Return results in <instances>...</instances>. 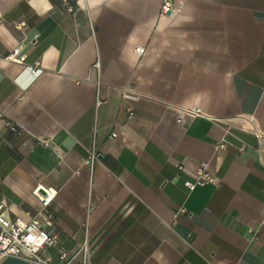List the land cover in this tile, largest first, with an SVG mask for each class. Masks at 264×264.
<instances>
[{
	"label": "crops",
	"instance_id": "obj_1",
	"mask_svg": "<svg viewBox=\"0 0 264 264\" xmlns=\"http://www.w3.org/2000/svg\"><path fill=\"white\" fill-rule=\"evenodd\" d=\"M68 1L0 0V112L19 128L0 121L7 216L29 221L42 184L52 255L88 218L91 264H264V0ZM202 162L215 180L189 191Z\"/></svg>",
	"mask_w": 264,
	"mask_h": 264
},
{
	"label": "built area",
	"instance_id": "obj_2",
	"mask_svg": "<svg viewBox=\"0 0 264 264\" xmlns=\"http://www.w3.org/2000/svg\"><path fill=\"white\" fill-rule=\"evenodd\" d=\"M65 11L71 13L74 11V6L68 0H61ZM173 11V6L170 0H163L162 12L167 14ZM3 19V13L0 11V23ZM24 44L21 43L16 46L6 57L8 60L23 63L26 60L27 55L22 53ZM145 49L143 47H137L135 52L137 54H143ZM96 68L97 65H95ZM35 72V67L32 68ZM90 81V77L84 79ZM83 81V80H82ZM81 81H79L80 83ZM123 95L126 98L137 99L139 95L133 91L125 90ZM97 104H100L98 101ZM129 116L133 115V111L129 109ZM191 115H204L199 109L195 111H187ZM0 121L8 127L11 131L18 133L19 128L16 124L11 122L4 113L0 112ZM182 121V119H179ZM259 140H263L262 134H256ZM117 133L113 132L112 137H116ZM228 142V141H227ZM226 138L220 143L215 144V149H224L226 147ZM246 144L243 143L240 146V150L245 149ZM97 159L96 151L92 150L87 159V163L93 165ZM179 169H183L179 166ZM215 178L213 173L209 169V164L202 162L193 179H187L184 181L185 187L189 191L195 190L198 186L206 185L207 183L214 182ZM33 194L40 200V208L35 212L34 216L27 222H20L18 220L10 219L6 214V205L0 201V261L14 257L30 264H91L92 249L89 245V239L87 236L89 219L83 225L86 237L83 242L75 250L60 249L56 255H52L49 252L50 248L57 247L60 244V235L56 232H51L50 228L55 223V212L51 209V204L56 199L57 191L51 188H47L42 184H38ZM91 201L87 203L88 212L91 211ZM264 213V209H263ZM251 238L256 236V232L251 229L249 231Z\"/></svg>",
	"mask_w": 264,
	"mask_h": 264
}]
</instances>
